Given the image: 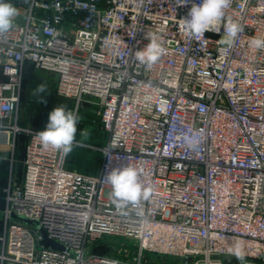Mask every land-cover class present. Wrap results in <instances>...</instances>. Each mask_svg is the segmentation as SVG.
<instances>
[{
	"label": "built area",
	"instance_id": "2783aa9c",
	"mask_svg": "<svg viewBox=\"0 0 264 264\" xmlns=\"http://www.w3.org/2000/svg\"><path fill=\"white\" fill-rule=\"evenodd\" d=\"M178 0H26L23 21L0 35V136L26 133L23 173L6 190L0 264H264V0H232L244 31L187 36ZM153 33L165 48L148 68L135 52ZM56 76L77 108L93 101L106 135L96 174L43 150L37 130L10 127L24 68ZM196 134L189 146L185 135ZM133 166L150 200L118 210L104 175ZM36 221L63 249L44 248ZM106 237L134 242L127 256L95 250ZM239 243L245 260L228 248ZM156 256L157 259L145 257ZM130 256V257H129Z\"/></svg>",
	"mask_w": 264,
	"mask_h": 264
},
{
	"label": "clouds",
	"instance_id": "9594fccd",
	"mask_svg": "<svg viewBox=\"0 0 264 264\" xmlns=\"http://www.w3.org/2000/svg\"><path fill=\"white\" fill-rule=\"evenodd\" d=\"M189 0H178V6L183 7ZM232 0H200V3H192L187 17L180 20L182 31L191 38H201L206 32L220 34L223 28L224 35L219 43L224 46L222 51L227 52L237 37L244 31L243 25L227 15ZM19 15L18 9L11 3L0 0V35L8 33ZM149 43L135 52V59L142 65L151 68L165 54V48L158 38L151 32L145 34ZM250 46L257 50H264V38L253 37L249 41ZM45 85L41 84L36 89L37 93H44ZM81 117L66 106L54 108L48 117L45 130L36 133V139L43 150H55L67 157L74 146H79L76 140L77 125ZM87 130L81 131V136L87 139ZM184 140L189 146L197 143L196 134L185 135ZM104 182L109 186V197L118 210L137 208L142 201L151 199L153 189L145 187L141 179V173L133 166L112 168L104 175ZM228 252L237 261L245 260V252L239 243L229 246Z\"/></svg>",
	"mask_w": 264,
	"mask_h": 264
},
{
	"label": "rangeland",
	"instance_id": "374dc122",
	"mask_svg": "<svg viewBox=\"0 0 264 264\" xmlns=\"http://www.w3.org/2000/svg\"><path fill=\"white\" fill-rule=\"evenodd\" d=\"M9 1L11 0H5V2ZM19 1L23 2L24 0ZM41 84L45 85L46 91L44 93L35 92V89ZM55 85L56 76L53 73L37 70L27 64L18 90V110L7 125L22 130L43 131L48 123L49 113L54 108L66 106L68 110H74L75 102L59 98L56 95ZM97 108L92 100L77 108L76 113L81 117L76 133L79 146H74L67 158V163L71 168L87 174L98 172L101 162L99 149L106 140V135L98 119ZM83 130H87L89 133L87 139L81 136ZM25 138L26 133H17L14 141L16 143L17 140V146L14 144L12 147H8L7 152L0 155V212L6 205V190L11 183L17 181ZM17 162L19 163L17 164ZM133 247L132 240L122 237H106L96 244L95 250L110 251L116 256L124 257L133 250ZM145 257L157 259L152 255H145Z\"/></svg>",
	"mask_w": 264,
	"mask_h": 264
},
{
	"label": "crops",
	"instance_id": "0c3cea01",
	"mask_svg": "<svg viewBox=\"0 0 264 264\" xmlns=\"http://www.w3.org/2000/svg\"><path fill=\"white\" fill-rule=\"evenodd\" d=\"M8 3H11L13 6H15L17 9H18V12H19V15L15 18V21L17 22H22L23 21V8L25 7L26 5V1L24 0L23 2H20L19 0H11L9 1ZM5 80V77L3 76L2 72H1V67H0V82H3ZM14 116V115H13ZM12 116V117H13ZM11 117V118H12ZM10 121V120H9ZM8 121V122H9ZM7 122V123H8ZM26 141H27V137L25 138V141H24V145H23V149H22V160H21V168H20V172H18V176H17V181L20 180L21 176H22V173H23V159H24V154H25V145H26ZM105 143V142H104ZM104 145V144H103ZM15 146H17V140H16V143H15ZM8 147H10L7 143H5L1 136H0V155L4 154L7 152L8 150ZM17 148V147H16ZM19 162H17L18 164ZM16 164V165H17ZM100 167V165H99ZM72 169V168H71ZM98 171H99V168H98ZM81 172V171H80ZM85 173V172H84ZM98 173V172H97ZM16 181V182H17Z\"/></svg>",
	"mask_w": 264,
	"mask_h": 264
},
{
	"label": "water",
	"instance_id": "95a60500",
	"mask_svg": "<svg viewBox=\"0 0 264 264\" xmlns=\"http://www.w3.org/2000/svg\"><path fill=\"white\" fill-rule=\"evenodd\" d=\"M3 213L0 212V220L3 219ZM11 219L17 222H20L24 225L30 226L32 227L34 230H37L39 232V234L41 235V241H40V245L43 246L44 248H53L56 250H62L63 247L58 244L57 242L49 239L46 235V233L44 232V230L39 226V224L36 221L30 220L24 216H18L16 214H11Z\"/></svg>",
	"mask_w": 264,
	"mask_h": 264
},
{
	"label": "trees",
	"instance_id": "16d2710c",
	"mask_svg": "<svg viewBox=\"0 0 264 264\" xmlns=\"http://www.w3.org/2000/svg\"><path fill=\"white\" fill-rule=\"evenodd\" d=\"M67 166H68V168H70L71 169V167L68 165V163H67ZM73 169V168H72ZM2 220H0V229H1V227H2Z\"/></svg>",
	"mask_w": 264,
	"mask_h": 264
}]
</instances>
